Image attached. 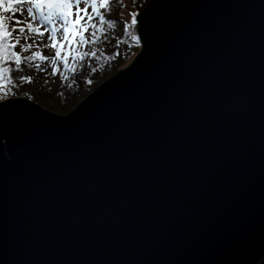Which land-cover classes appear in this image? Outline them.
<instances>
[{"label": "water", "instance_id": "water-1", "mask_svg": "<svg viewBox=\"0 0 264 264\" xmlns=\"http://www.w3.org/2000/svg\"><path fill=\"white\" fill-rule=\"evenodd\" d=\"M138 24L70 114L0 101V264L264 261V0H152Z\"/></svg>", "mask_w": 264, "mask_h": 264}, {"label": "rangeland", "instance_id": "rangeland-1", "mask_svg": "<svg viewBox=\"0 0 264 264\" xmlns=\"http://www.w3.org/2000/svg\"><path fill=\"white\" fill-rule=\"evenodd\" d=\"M150 1L115 0L113 2V0H107L109 6L100 8L102 0H88L87 4L84 0H80L79 5L76 0H68L72 5L69 9V23L66 28L62 27L64 22L58 16L54 17L55 27L58 29L55 40L51 39L52 26L41 23L38 15L37 19L33 21L31 17L27 16L26 8L14 13H5L4 18L9 30L15 25L16 20L21 22L26 20L27 23H32L34 27H38L44 33L41 37L39 34L27 33L26 29L29 39H22L21 43L24 45L31 43L32 47L27 53L23 52L20 45L13 49L21 56L22 60L20 70H17L14 59L9 62L8 68L12 69L10 76L13 80L14 90L10 97H26L54 113L70 114L103 82L128 67L135 60L136 56L134 58L130 55L122 58L121 62L118 60L114 62L111 58L115 60V53L109 46V42L113 34L114 37H126L124 38L125 44L127 49L131 50L133 48L131 47L132 41L138 38L139 34L138 27H136L138 17L144 12ZM93 2L96 3L97 10L105 17L103 23L92 11L91 4ZM15 7L20 8V5H15ZM133 15L135 23L132 22ZM9 16L13 19L9 20ZM88 16H92L91 21L88 20ZM110 16L115 17L116 20L112 21ZM109 24L113 26L109 27ZM92 25H95V28ZM21 26L26 27L24 23ZM45 29L48 30L45 31ZM93 32H95V39ZM17 35H19L18 30L13 33L14 37ZM84 40L90 42L84 43ZM7 43H15V40L11 39ZM53 44L55 47L51 46ZM57 51L60 52L59 57L56 56ZM85 52H95L96 55L83 56ZM33 53H40L49 59L41 61L37 56L30 62L23 60V57L31 56ZM81 56L83 59L80 58ZM52 58L56 59V65L51 63ZM29 63L32 65L31 67H29ZM36 65L40 67L37 68ZM53 69H56L55 75L52 74ZM22 75L31 77V82L22 81L20 79ZM3 100L5 99H2V94H0V101Z\"/></svg>", "mask_w": 264, "mask_h": 264}, {"label": "snow or ice", "instance_id": "snow-or-ice-1", "mask_svg": "<svg viewBox=\"0 0 264 264\" xmlns=\"http://www.w3.org/2000/svg\"><path fill=\"white\" fill-rule=\"evenodd\" d=\"M80 0H76L77 5H79ZM85 4L88 3V0H84ZM115 2V0H113ZM15 5H20V8L15 7ZM107 0H102L99 7L100 8H106L108 7ZM72 7V5L68 2V0H8L7 3H5V0H0V9L3 10V13H14L16 11H20L22 8H26L27 10V16L31 17L33 21L37 19V15L40 18L41 23H46L51 27L52 31V37L51 39L55 40L56 33L58 29L55 27V20L54 17H59L64 23L62 27H65L68 25L69 20L68 16L70 15L69 9ZM92 11L95 13L96 16L99 17L100 21L103 23L105 21V17L97 10V5L95 2L91 4ZM9 20L13 19L11 16L8 17ZM88 20H92V16H88ZM132 22L135 23V16L132 17ZM24 23L25 26H21V24ZM109 27H112V24L108 25ZM93 28H95V25H92ZM39 34V36L43 37L44 33L40 31L38 27H34L32 23L21 22L20 20L15 21V25L11 28V30L8 29V26L5 22V18L3 15H0V59L2 60H9L14 59L15 65L17 70H20L21 65V56L14 51L13 49L16 48L17 45H20L23 49V52L27 53L29 51V48L32 47V44L29 43L27 45H24L21 43V40H28L29 35L26 34ZM19 35L13 36L14 32H17ZM48 29H45L47 31ZM93 38L95 39V32H93ZM14 39L15 43H7V41ZM83 40V37L81 38ZM84 43H89L90 41H83ZM52 47H55V44L51 45ZM47 47V45H46ZM87 55H93L95 56V52H85L83 56ZM39 57L41 61L48 60L49 57H46L40 53H33L31 56H25L23 57V60L26 62L32 61L34 58ZM56 56H60V52H56ZM83 56L80 58L83 59ZM51 63L53 65H56L57 61L55 58L51 59ZM32 65L29 63V67ZM37 68H39V65H36ZM11 68H0V74L3 72H11ZM56 69H53L52 74L55 75ZM20 79L27 80L28 82H31V77H25L21 76Z\"/></svg>", "mask_w": 264, "mask_h": 264}, {"label": "trees", "instance_id": "trees-1", "mask_svg": "<svg viewBox=\"0 0 264 264\" xmlns=\"http://www.w3.org/2000/svg\"><path fill=\"white\" fill-rule=\"evenodd\" d=\"M7 2H8V0H5V3H7ZM151 2H152V0L149 2V4ZM149 4L145 7L144 11L149 6ZM4 14L5 13H3V10L0 9V15L4 16ZM110 19L112 21L116 20L115 17H111V16H110ZM136 27H138V31H139L138 22L136 24ZM121 37L122 36H120V37L115 36L114 37V34H113V37H112V39H110V42H109V44H110L109 46L112 47V49L114 50L113 53H115L114 54L115 60H114V58H111V59H113L114 62H116V60L121 62L123 60L122 58H125V57L130 56V55L135 58V56L138 55V53L140 52V50L142 48V43H141L139 34H138V38H136L134 41H132L131 47H133V48L131 50L127 49V46L125 44L124 38H126V37H124V38L123 37L121 38ZM117 57H120L121 59L120 58L117 59ZM10 60L11 59L5 61V60L0 59V68H8ZM106 67H108V66H106ZM104 69L106 70L105 67H104ZM10 75H11L10 72H3L2 74H0V94H2V99H7L8 97L11 96V94L14 91L13 90V80H12ZM260 264H264V261H262Z\"/></svg>", "mask_w": 264, "mask_h": 264}]
</instances>
